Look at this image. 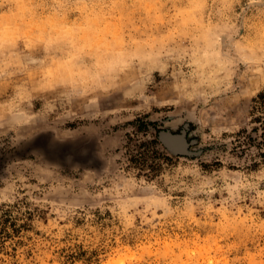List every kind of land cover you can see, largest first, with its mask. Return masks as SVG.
Returning a JSON list of instances; mask_svg holds the SVG:
<instances>
[{
    "label": "rangeland",
    "instance_id": "374dc122",
    "mask_svg": "<svg viewBox=\"0 0 264 264\" xmlns=\"http://www.w3.org/2000/svg\"><path fill=\"white\" fill-rule=\"evenodd\" d=\"M262 89L264 0H0V264H264Z\"/></svg>",
    "mask_w": 264,
    "mask_h": 264
},
{
    "label": "trees",
    "instance_id": "16d2710c",
    "mask_svg": "<svg viewBox=\"0 0 264 264\" xmlns=\"http://www.w3.org/2000/svg\"><path fill=\"white\" fill-rule=\"evenodd\" d=\"M251 109L249 111L251 116V122L255 124L254 130H260L258 135V140L255 138L254 141L257 142V147H264V89L259 91L255 97L251 100ZM249 140H253L252 137H248ZM264 160V151L259 154Z\"/></svg>",
    "mask_w": 264,
    "mask_h": 264
}]
</instances>
